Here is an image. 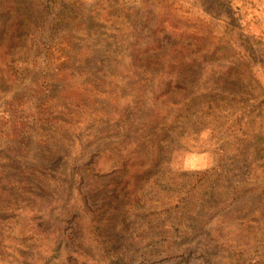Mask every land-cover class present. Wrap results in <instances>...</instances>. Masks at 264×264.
<instances>
[{
    "label": "rangeland",
    "instance_id": "rangeland-1",
    "mask_svg": "<svg viewBox=\"0 0 264 264\" xmlns=\"http://www.w3.org/2000/svg\"><path fill=\"white\" fill-rule=\"evenodd\" d=\"M0 264H264V0H0Z\"/></svg>",
    "mask_w": 264,
    "mask_h": 264
},
{
    "label": "trees",
    "instance_id": "trees-1",
    "mask_svg": "<svg viewBox=\"0 0 264 264\" xmlns=\"http://www.w3.org/2000/svg\"><path fill=\"white\" fill-rule=\"evenodd\" d=\"M163 0H159V3H162ZM220 4H218L217 2V6H219ZM163 12L159 14V18L153 14H149L151 15L153 18L152 20H155V23L154 24L155 26H153V35H151V39L152 42L151 44L153 45H158V40L155 39L156 35L158 34H171V35H179L181 36L182 34H185L183 31H182V28L183 27H180L181 24H183V21L180 20V19H177V16L175 17L173 15V13L171 12V6L167 7H163ZM191 16V15H190ZM186 23H189L190 25V22L189 21H186ZM235 22L233 23H229V24H226V25H223V29L224 30H230L232 29L233 25H234ZM160 44V42H159ZM150 43L147 45V49L148 50L150 48ZM145 50V51H146Z\"/></svg>",
    "mask_w": 264,
    "mask_h": 264
}]
</instances>
